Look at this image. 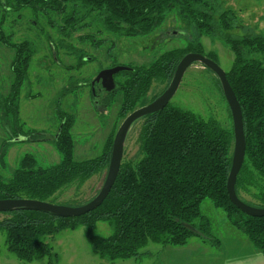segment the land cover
<instances>
[{"label":"trees","instance_id":"16d2710c","mask_svg":"<svg viewBox=\"0 0 264 264\" xmlns=\"http://www.w3.org/2000/svg\"><path fill=\"white\" fill-rule=\"evenodd\" d=\"M224 2L0 0V41L14 51L10 62L14 80L4 103L17 113L19 88L34 53L29 49V43H10L3 35L1 26L5 12L28 9L35 16H47L50 12L61 14L62 25L57 30L62 36H68L84 18L93 15L96 23L119 37L148 35L174 12L190 30L189 41L183 47L162 52L148 65L129 66L131 69L116 73L114 81L116 75H122L124 79L116 81L112 91L105 92L104 105L109 106L116 94H121L118 113L125 117L143 99L154 81H165V88L168 86L178 62L186 53H201L218 64L213 52H205L201 38L220 40L233 55L225 75L241 108L245 138L244 160L236 176L235 192L243 202L264 207V58L255 57L264 52V37L260 34L232 36L229 31L234 28L238 16L234 10L223 8ZM59 44L52 45L51 54L55 60ZM65 47L72 51L69 45ZM73 52L78 58L77 66L89 60L84 53ZM204 69L212 73L208 68ZM214 79L231 121L228 127L213 117L204 118L169 102L163 109L143 117L137 136L139 157L121 160L109 194L94 210L70 218L25 209L2 213L0 229L5 230L8 250L23 261L52 257L51 248L42 237L80 225L85 227V237L92 251L111 261L140 257L145 254L142 248L148 243L162 247L183 246L192 237L219 249V238L212 235L210 222L200 211L201 203L208 199L224 212L227 222L241 231L255 250L264 254V217L242 213L227 193L233 145L232 119L219 80L215 75ZM71 89L67 87L63 93ZM59 116L60 133L56 137L55 132L53 143L60 160L35 167L31 155L23 156L9 178L0 176V199L51 202L49 199L64 187L71 184L80 187L107 169L112 138H107L99 155L76 160L69 133L73 118L65 113ZM11 134L17 137L21 133L13 129ZM42 136L35 134L29 139L37 141ZM241 192L251 195L256 202L245 201ZM98 222L109 223L113 227L112 233L107 237L97 236L94 230Z\"/></svg>","mask_w":264,"mask_h":264},{"label":"rangeland","instance_id":"374dc122","mask_svg":"<svg viewBox=\"0 0 264 264\" xmlns=\"http://www.w3.org/2000/svg\"><path fill=\"white\" fill-rule=\"evenodd\" d=\"M223 8L234 10L238 16L234 28L229 31L232 36L260 34L264 37V0H225ZM1 13L0 7V21ZM4 14L1 26L3 35L7 36L10 43H29V49L34 52L28 64L27 76L19 88L16 100L18 108L17 113H14L15 109L6 107V102L4 103L14 80L10 69L14 51L0 41V176L4 178L11 176L20 159L27 154L35 159V167L48 166L60 160V154L53 143V135L60 124V113L73 118L69 133L74 143V158L84 160L99 155L107 138L113 137L124 118L118 113L121 94H116L106 107L102 86L99 88L96 85L94 90L97 92L98 103L95 105L92 102L89 82L99 71L113 66L148 65L162 52L183 47L190 39V30L174 12L152 33L133 37H119L106 31L96 23L93 15L84 18L78 28L68 36H62L57 30L62 25L61 14L50 12L47 16H35L28 9ZM201 41L205 52H213L218 65L227 71L233 61L229 47L220 40L205 36ZM56 43L63 45L56 47L55 60L51 53L52 45ZM65 45H69L72 51ZM73 51L84 53L89 60L77 66L78 58ZM255 57L263 59L264 52L256 54ZM123 79L122 75L115 76V82ZM166 83L154 81L134 109L158 96ZM67 87L72 88L71 91L63 93ZM170 103L198 113L204 118L213 117L225 127L231 122L226 104L215 84L214 74L199 63H193L184 72ZM142 121L137 120L128 131L122 161L139 157L137 136ZM13 129H18L21 134L12 137ZM35 134L43 136L37 141L30 140ZM105 174L106 169L92 176L80 187H76V184L68 185L49 200L65 206L84 204L101 188ZM240 195L247 202H256L249 194L241 192ZM200 211L209 220L212 235L216 236L217 232L224 231L222 223L227 220L220 208L214 207L206 199L201 203ZM3 217L0 213V219ZM112 231L113 227L109 223L98 222L94 233L107 237ZM42 240L50 246L54 256L23 261L8 250L5 230L0 229V264H175V260L167 255V251L171 252L175 247L162 249L164 246L154 243H148L142 248V251L152 253L142 259L131 257L111 261L101 258L92 251L82 225L57 231L42 237ZM191 240H197V237ZM158 250L163 251L156 253ZM239 253L238 250L235 254ZM223 256V264H264L258 258L251 263H242L235 260L236 257H232L228 249Z\"/></svg>","mask_w":264,"mask_h":264},{"label":"water","instance_id":"95a60500","mask_svg":"<svg viewBox=\"0 0 264 264\" xmlns=\"http://www.w3.org/2000/svg\"><path fill=\"white\" fill-rule=\"evenodd\" d=\"M193 63H199L203 67L208 68L218 78L222 94L230 111L233 129V145L231 167L226 183L229 199L242 213L252 217H264V207L252 206L243 202L238 198L235 192L236 176L242 166L245 154V138L239 102L226 79L225 71L209 57L196 52L186 53L180 59L168 86L158 97L150 103L132 110L124 117L112 141L110 160L106 169L103 184L91 200L78 206H65L28 198H4L0 199V213L11 212L17 209H25L48 212L57 217L70 218L81 216L97 208L107 197L116 180L123 156L124 142L131 126L137 120L145 117L146 115L163 109L170 102L180 84L184 72ZM129 69H131L129 66L118 65L99 71L95 78L91 81L92 91L95 82H100L102 88L106 92L112 91L115 88V81L113 78L114 74ZM59 133L60 127L57 130L56 137Z\"/></svg>","mask_w":264,"mask_h":264},{"label":"crops","instance_id":"0c3cea01","mask_svg":"<svg viewBox=\"0 0 264 264\" xmlns=\"http://www.w3.org/2000/svg\"><path fill=\"white\" fill-rule=\"evenodd\" d=\"M222 229L224 230L223 232L216 233V237L219 236L220 242V247L216 251L200 238H197L199 242H196L197 240H191L192 237L187 244L172 246L175 248L171 252L166 250L167 255L175 260V264H223V255L228 249L232 257H236L235 260H240L242 263H251L256 258L264 262V254L255 250L241 231L231 226L227 221H223ZM223 240L225 241L222 243ZM167 247L170 246H164L162 249ZM238 250L240 253L235 254ZM160 251L163 250H158L156 253ZM150 255H152L151 252L145 251V254L141 255L140 259Z\"/></svg>","mask_w":264,"mask_h":264},{"label":"flooded vegetation","instance_id":"af4514ba","mask_svg":"<svg viewBox=\"0 0 264 264\" xmlns=\"http://www.w3.org/2000/svg\"><path fill=\"white\" fill-rule=\"evenodd\" d=\"M114 75H115V74H114ZM113 78H114V76H113ZM91 81H92V80H91ZM96 85H99V88H100L101 83H100V82H95L94 85H93V91H92L91 82H89L90 91H91V94H92V96H93V98H92V102H93V104H95V105L98 103V102H97V99H96V97H97V92H96V89L94 90V87H95ZM102 90L104 91V93L106 92L103 88H102ZM164 90H165V88H164ZM164 90H163V91H164ZM163 91H162V92H163ZM162 92H161V93H162ZM161 93H160V94H161ZM160 94H159V95H160ZM159 95H158V96H159ZM158 96H156V97H158ZM156 97H155V98H156ZM155 98H153L151 101H153ZM151 101H150V102H151ZM103 102H104V101H103ZM150 102H149V103H150ZM147 104H148V103H147ZM145 105H146V104H145ZM142 106H144V105H142ZM139 107H141V106H139ZM139 107H138V108H139ZM136 109H137V108H136ZM123 119H124V118H123ZM141 119L143 120V118H141ZM141 119H140V120H141ZM121 122H122V121H121ZM119 125H120V124H119ZM118 127H119V126H117V128H116V130H115V132H114V134H113L112 141H113V138H114V136H115V133H116Z\"/></svg>","mask_w":264,"mask_h":264}]
</instances>
